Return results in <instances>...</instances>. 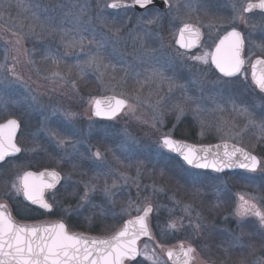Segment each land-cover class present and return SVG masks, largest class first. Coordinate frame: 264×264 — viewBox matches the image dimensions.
Returning <instances> with one entry per match:
<instances>
[{
    "label": "rangeland",
    "instance_id": "374dc122",
    "mask_svg": "<svg viewBox=\"0 0 264 264\" xmlns=\"http://www.w3.org/2000/svg\"><path fill=\"white\" fill-rule=\"evenodd\" d=\"M173 1V12L167 17L177 27L172 26L170 31L162 28L158 45L153 47L148 42L156 27L146 23L152 15L141 19L129 11L111 13L107 4L95 13L92 0H0V111L7 116L31 114L40 121L45 133L56 136L54 152L61 147L64 159L72 163L73 158L79 157L83 162L82 170L77 172L80 175L95 174L87 180H78L71 173L65 176L61 191L49 199L58 221L84 222L89 231L85 233L101 230L106 236L137 216L138 207L151 204L155 235L162 238L164 245L171 248L177 246L175 241L185 245L190 242L205 252V242L217 233V227L201 220L202 205L198 202L202 194L209 192L207 184H212L215 191L229 188V180L188 168L166 152L161 140L169 134L170 137L193 135L197 144L228 141L249 148L251 143L242 137L251 135L264 143V130L259 126L264 119V99H245L244 92L251 88L250 70L245 72L247 79L228 80L215 72L210 55L208 64L189 59L212 53L221 26L202 16L198 0ZM204 6L209 12L213 4ZM190 21L200 22L207 33L203 48L193 55L181 52L174 44L180 25ZM29 26L35 34H27ZM52 28L56 31L50 35ZM263 32L264 19H256L252 33ZM73 40H83V51L79 44L67 46ZM98 43H103L99 51L104 56V64L110 67L99 70L86 67L81 75L76 65L84 66L88 54L97 51ZM259 43L253 38L249 63L264 55L256 46ZM111 66L115 67L114 72ZM7 69L13 71L10 73ZM87 80L94 82L95 88L92 96L87 94L85 98L80 89L81 82ZM107 95L122 97L129 105L136 106L134 110L128 107L113 121L99 123L102 121L92 117V102ZM137 96L138 103L134 100ZM176 104L185 107L179 119L174 109ZM157 107L163 114L162 122L153 119ZM244 108L253 113L256 124L249 123L243 114ZM60 124L68 129L61 127L62 133L57 136ZM98 130L110 138L108 146H101L106 143L102 139V142L94 140ZM61 140L64 142L59 143ZM97 151L101 154L99 160L94 156ZM252 151L260 153L255 148ZM24 162L0 168V202L11 204L22 214L30 210L23 203L22 192L16 195L11 185L30 168ZM46 164L58 169L55 156H50ZM65 169L71 172L64 163ZM191 177L198 181L197 195H193L192 187L186 183ZM105 182L109 187L113 182L116 184L110 198L103 193ZM86 184L96 186L91 195L95 206L86 204L77 211L79 196L83 195ZM71 186L74 187L71 193L78 190L79 194L69 205L62 193ZM61 197L64 202L60 201ZM68 199L71 203L73 198ZM198 217L201 229L195 227ZM170 220L184 227L169 230ZM98 221L106 227L96 228ZM146 245L142 252L149 258L141 255L131 264H152L154 256L164 261L165 249L157 250L151 243Z\"/></svg>",
    "mask_w": 264,
    "mask_h": 264
},
{
    "label": "snow or ice",
    "instance_id": "6c2138e0",
    "mask_svg": "<svg viewBox=\"0 0 264 264\" xmlns=\"http://www.w3.org/2000/svg\"><path fill=\"white\" fill-rule=\"evenodd\" d=\"M167 4L168 0H164ZM19 7V5H17ZM138 6L145 12H152L153 15L146 20L149 25L159 24L163 17L154 12L156 8V0H131L128 3L127 0H113L107 7L111 9L131 8ZM9 8L12 4L9 3ZM253 8H259L261 12H264V0H258V3H248L243 8V12H251ZM83 12V9L81 10ZM141 19H144L142 16ZM233 19L243 20L247 24V19L243 16H236ZM56 29L49 30V34L54 33ZM16 33H13L15 35ZM28 35L35 34V30L32 26H29ZM200 32L195 29L191 24L184 23V26L179 30V40L177 43L181 48L195 47L199 42ZM246 38L237 31L235 28L220 40V43L216 46L214 53H205L203 56H190L189 59L200 60L204 64H208V57L211 56V63L215 65V68L225 77H244L247 79L244 65L245 59L241 53L245 47ZM252 43L251 40L248 41ZM20 43L19 40L16 41ZM90 44L97 43L95 41H89ZM77 44L80 45L83 51V40L71 41L67 46L74 47ZM262 52H264V42L256 45ZM103 43H98L97 51L95 53H89L88 59L84 66L76 65L80 69L81 75H83L85 68H95L99 70L101 67L107 69L110 65L104 64V56L99 51L103 48ZM54 63L58 61L54 60ZM113 72L115 67L111 66ZM252 73L251 78L260 92H264V60H256L251 65ZM10 73L12 69H7ZM56 75H59L58 73ZM127 75V73H126ZM19 79V77H17ZM113 79L115 77L113 76ZM123 80V78H122ZM73 87L75 84L73 83ZM171 90V88H170ZM264 99V97H262ZM113 101L107 102L103 107L101 101L97 100L95 104V115L105 116L107 118H114L125 107H129L130 110H134L135 103L128 104L125 99L113 98ZM134 100L138 103L139 96ZM187 101H185L186 103ZM158 105L160 101L157 102ZM255 106L253 105V108ZM174 109L177 113V119H179L185 111L183 104H176ZM156 114L153 116L154 120H160L162 122V112L157 107ZM243 114L249 119V123L256 124L257 121L253 118V113L248 108L243 109ZM259 126L264 130V119L259 123ZM19 128L18 121L16 119H8L6 123L0 124V162H5L6 157L14 156L20 153L22 149L15 143V135ZM61 140L59 143H63ZM162 146L169 151L179 153L187 165L196 169H208L211 168L214 171L220 172L224 169H231L239 167L246 169L249 172H256L258 168L264 171V161L258 158L257 155L252 154L243 148L233 146L230 150L228 146L224 145L223 153L219 150L213 152L210 148L198 150L197 148L189 145L181 144L171 139L170 134L165 135L162 140ZM219 149V145L216 146ZM97 160L100 159L101 154L99 151L94 153ZM69 163H72L69 160ZM73 167L75 164L73 163ZM139 171V170H138ZM71 179V177H67ZM60 173L41 172L39 175L26 171L22 176L18 175L16 182L12 183V188L15 190L16 195L23 193L24 198L30 201L32 204H38L41 208L51 211L52 205L44 199L45 189H55L56 185L60 182ZM186 183L190 184L193 190V195L199 193L197 187L198 181L195 177L186 179ZM116 187L115 182L109 187L107 182L103 188V193L107 197L112 196V189ZM96 191L95 184H86L83 195L79 196V202L76 206L77 211L83 208L86 204H92L91 195ZM10 194V193H9ZM76 195V193H71ZM56 193H53L55 197ZM259 197H250L245 199L243 195L239 197L240 203L237 205L234 215L238 218L241 225L247 217L255 218V226L249 228L248 235L250 237H258L259 242L264 245V203L257 206V203L253 201L261 200ZM187 210V208H186ZM137 216L134 220H128L123 228L105 239H89L83 235L70 234L64 223H56L47 226L28 227L25 225L17 224L11 213L7 211V205L0 204V264H125V261H134L137 256L144 255L145 259H148L144 252L137 247V242L142 236L152 238L151 231L148 226V217L153 211L151 204H146L143 208H137ZM142 212V215L139 213ZM169 230H175L182 228L184 225H179L175 221H169ZM197 229H201L202 225L198 222L195 225ZM244 233L241 232L236 235L229 247L221 245L223 252L226 255H230L231 247H236L240 250L241 255L243 249L253 248L254 242L245 244L243 242ZM145 249L147 245L144 246ZM196 251L194 247H184V243L180 244V252L176 253L172 250H168L167 257L169 260L174 261V264H191L193 259V253ZM153 264H159V258L153 257ZM223 264V262H221ZM243 264V261L241 262ZM259 264V262H257Z\"/></svg>",
    "mask_w": 264,
    "mask_h": 264
},
{
    "label": "flooded vegetation",
    "instance_id": "af4514ba",
    "mask_svg": "<svg viewBox=\"0 0 264 264\" xmlns=\"http://www.w3.org/2000/svg\"><path fill=\"white\" fill-rule=\"evenodd\" d=\"M92 2L96 9L93 10L96 13L97 9H101L102 6L112 3L113 0H92ZM127 2L131 3V0H127ZM198 2L202 16H204V18H211L215 20L221 26L219 31L220 37L215 43V46L218 43V41L223 36L228 34V32L232 31L233 28L241 32V34L246 38L245 48H244V58H245L244 70L245 72L250 70V84H251L250 89H252V91L250 92V98L256 97L262 99V97H264V93L258 90V88L254 85L251 79V72H252L251 65L254 63V61L257 58L264 59V55L255 57L251 61V63H249V59H250L249 50L251 43H249L248 41L251 40L253 42V38H255V41H258L260 43L264 42V34H263L264 32L259 34L252 33L253 28L255 26V20L264 19V12H261V10H255L254 8L251 12H243V8L246 6V4L248 3L255 4L258 3V0H198ZM205 3L213 4L209 12H206L205 10L206 7L204 6ZM174 5L175 4L173 0H168V7L166 9H161L158 6H156V8L154 9V12H158L163 17V19L159 24H155L156 29H154V33L151 34V37L149 38L148 43L153 47L158 45L160 36L162 35L161 29L163 28L164 31H170L172 29V26H174V21L171 18L167 17L168 13L173 12ZM181 5H183V3H181ZM107 9L111 13H121L124 11H129L132 12L134 16H138V17H142L145 15H153L152 12L138 11L135 6L131 8H120V9H111L107 7ZM100 13L107 15V12L103 10H100ZM240 15H243L247 19V24L243 20L233 19V17ZM185 23H189L197 26L202 30L204 34V39L200 49L192 53L183 52L177 46L179 30L184 26V23L180 25L174 43L175 47L185 54L193 55L203 48L207 40V33L205 29L201 26L200 22L190 21ZM174 27L176 29L177 25H175ZM165 34L166 33H164V35ZM8 119H16L18 121L19 128L16 137V144L18 147L22 149V151L18 156L8 158L7 160H5V162L0 163V168L9 164L10 165L20 164L22 161L23 162L25 161L24 163L30 164L29 166L30 168L27 169L26 171H33L39 173L44 170H56L63 175V178L65 180V175L61 171L64 170V163H65L64 151L63 149H61V147H59L60 149L58 148L56 152H54V137L56 136L45 133V131L42 130L43 126L40 125V121L37 118H34L31 114H28L27 112L22 113L21 115L7 116V115H3L0 111V124L6 123ZM95 120L98 121L97 119ZM61 133L62 132L60 126V129H57V136H59ZM173 138L177 139L176 137ZM242 138L245 141L251 143L252 147L245 148L236 143H232V142L229 143H232L247 151H250L252 154L257 155L258 158L264 161V143L257 141V139L251 135L243 136ZM222 142H228V141H222ZM216 143L218 142L212 144H216ZM193 144L206 145V144H197V143H193ZM252 148L257 149L260 153L258 154L257 152H253ZM50 156L56 157L58 169L51 168L46 164ZM173 156L179 158L176 155ZM187 167L191 168L189 166ZM191 169L205 174L208 173L210 175L212 174L217 175L223 177V179L226 178L229 180V184H228L229 188L226 189L222 188L214 191L212 187L213 185L207 184L210 187L207 188L209 192L202 194V198H201L202 200L198 202L202 205L200 210L201 218H202L201 220L207 222L208 225L217 227L216 229L217 233L215 236L207 238L204 245L207 249L205 252H201L199 251L198 248L192 246L196 249V251L192 254L193 259L191 260V264H221V262H223V264H241L242 261L243 264H257V262H259V264H264V245H262L259 242L258 237L253 238L248 235L249 228L255 226L256 223L255 218L247 217L243 225H241L238 218L234 215L235 209L237 205L240 203L239 197L241 195H243L245 199H249L250 197L262 198L261 200L253 201L254 203H257L258 207L260 206L261 203H264V171H261V169L258 168L256 172H249L248 170H234L224 173H215L210 171L198 170L194 168ZM94 175L95 174H93V172L83 173V175L82 174L79 175L78 180L79 179L87 180L93 178ZM63 183L64 181L57 190L48 191L46 193V199L51 205L52 203L49 200L50 196L54 192L56 193L57 191H59L62 188ZM60 201L64 202V199L61 197ZM23 203L30 210V211H26L23 214L20 213V211H18L14 206H12L9 203H1V204L7 205V211L11 213L14 221L18 223L34 224V223L52 222L58 220L56 218L51 219L49 218V216H47L48 214L53 213L54 211L53 205H52V211L47 212L38 207L30 205L28 202L24 200V198H23ZM150 227L152 229L154 236L151 239L143 240L140 243V250L143 251V247L146 244H150V243L153 246V248L157 250L165 249V253H164L165 259L164 261H159V264H171L166 257V252L169 249H175L179 253L181 241H175V243L177 244L176 247L169 248V245H164V242H162V238L155 235L154 226L152 224V215L150 216ZM241 232L244 233L242 237L243 242L245 244L254 242V247L251 249L249 248L243 249V254L241 255L240 250L233 246L230 249L231 254L226 255L223 252L221 245H223L224 247H229L233 238L236 235H239ZM188 246L189 245L184 244L185 248H187ZM144 264H148V263L144 262Z\"/></svg>",
    "mask_w": 264,
    "mask_h": 264
},
{
    "label": "water",
    "instance_id": "95a60500",
    "mask_svg": "<svg viewBox=\"0 0 264 264\" xmlns=\"http://www.w3.org/2000/svg\"><path fill=\"white\" fill-rule=\"evenodd\" d=\"M255 4H256V3H255ZM156 6L160 7L161 9H166V8L168 7V3L165 4V3H164V0H156ZM135 7H136V9H137L138 11H144L143 9H140L138 6H135ZM254 9H255V10H260L259 8H254ZM191 25H192V24H191ZM192 26L200 32V39H199V42L196 44V46H195V47H192V48H187V49H186V48H181L180 45L177 43L178 48H179L181 51L186 52V53H192V52H194V51L200 49L201 46H202L203 39H204V34H203L202 30H201L200 28H198L197 26H195V25H192ZM226 35H227V34H226ZM226 35H225V36H226ZM225 36H223L221 39H223ZM221 39H220V40H221ZM178 40H179V35H178V39H177V41H178ZM220 40L218 41V43L216 44V46L220 43ZM216 46H215V48H216ZM215 48L213 49L212 53L215 52ZM244 48H245V47H244ZM241 55H242V57L244 58V50H243V52L241 53ZM244 59H245V58H244ZM258 59H259V60H264V59H262V58H257L256 60H258ZM256 60H255V61H256ZM255 61H254V63H255ZM211 64H212V63H211ZM212 66H213L214 70H215L220 76H222V77H224V78H226V79H235V78H237V77H225V76H223L222 73L219 72L218 69L215 68V65H214V64H212ZM244 67H245V65H244ZM251 73H252V72H251ZM251 79H252V78H251ZM252 82H253V81H252ZM254 85H255V84H254ZM255 86H256V85H255ZM258 90H259V89H258ZM259 91H260V90H259ZM262 93H264V92H262ZM113 98L124 99V98H122V97L115 96V95L99 96V97L95 98V99L93 100V102H92V111H91L93 118H95V119H97V120H102V121H113V120L119 118V117L124 113V111H125L128 107H125V108H124V109H123L118 115H116L114 118H111V119H110V118H107V117H105V116H97V115H95V111H96L95 104H96V101H97V100L101 101V105H102V107H103V106H104L107 102H109V101H113V102H114ZM125 100H126V99H125ZM128 104H129V103H128ZM17 134H18V129H17L16 135H15V143H16V137H17ZM171 139H173L174 141H177V142H179V143H181V144H184V145L193 146V147L197 148L198 150L206 149V148H210L213 152L219 150V151L221 152V154L223 153L224 145H225V144L228 146L229 150H230L233 146H236V145H234V144H232V143H229V142H220V143L210 144V145H196V144H193V143H190V142H187V141L177 140V139H175V138H173V137H171ZM162 140H163V139H162ZM162 140H161V142H162ZM217 145L220 146L219 149H217V147H216ZM236 147H239V146H236ZM163 148H164L166 151H168V152H170V153H172V154L178 156V157H179V158H180V159H181V160L187 165V163L183 160L182 156L179 155V153L169 151V150H168L167 148H165V147H163ZM240 148H241V147H240ZM19 154H20V153H17V154H15L14 156L6 157L5 160H7L8 158L16 157V156H18ZM0 163H2V162H0ZM187 166H189V165H187ZM189 167H191V166H189ZM191 168H193V167H191ZM194 169H196V168H194ZM198 170L210 171V172H215V173H224V172H229V171H234V170H246V169H242V168H239V167H235V168H231V169H227V168H226V169H224L223 171H220V172L214 171V170L211 169V168H208V169H198ZM53 171L58 172V171H56V170H44V171H42V172L50 173V172H53ZM30 172H33V171H30ZM33 173L39 175L41 172H39V173H37V172H33ZM58 173H60V172H58ZM60 177H61L60 182L56 185V188H55V189H45V190H44V199H45L46 201H47V199H46V193H47L48 191H55L56 189H58V188L61 186V184H62V182H63V180H64L63 175H62L61 173H60ZM23 197H24V196H23ZM24 199H25V198H24ZM25 200H26V199H25ZM26 202H28V203H29L30 205H32V206H35V207H38V208L44 210V211H47V212H51V211H52V209H51V211H49V210H46V209H44V208H41L40 205H38V204H32L30 201H27V200H26ZM47 202H48V201H47ZM48 203H49V202H48ZM0 204H1V203H0ZM49 204H50V203H49ZM152 212H153V211H152ZM152 212L150 213V215H149V217H148V226H149V229H150L151 234H152V237H153L154 234H153L152 229H151V227H150V216L152 215ZM142 214H143V213H141L140 215H142ZM135 217H136V216H135ZM135 217L130 218V219H128V220H134ZM128 220H126L125 223H126ZM15 222H16V221H15ZM61 222L64 223V224L66 225V229H67V231H68L70 234L83 235L84 237L89 238V239H105V238L111 237L112 235H114L115 233H117L118 231H120V230L123 228L124 224H125V223H124V224L121 226V228H119L116 232H114V233H112V234H110V235H107V236H93V235H89V234L81 233V232H71V231L69 230L67 224H66L65 222H63V221L43 222V223H34V224H23V223H18V222H16V223H17V224H20V225H25V226H28V227H37V226H47V225H52V224L61 223ZM145 239H149V237H147V236H142V237L138 240V242H137V247H138L139 249H140V243H141L143 240H145ZM169 250H172V251L178 253V251L175 250V249H169ZM167 252H168V250H167ZM167 252H166V257H167ZM179 252H180V251H179ZM139 258H140V256H137L136 259H135L134 261H125V264H129V263L135 262V261H137ZM167 259H168V257H167ZM168 260H169V259H168ZM169 262H170L171 264H174V261L169 260Z\"/></svg>",
    "mask_w": 264,
    "mask_h": 264
},
{
    "label": "trees",
    "instance_id": "16d2710c",
    "mask_svg": "<svg viewBox=\"0 0 264 264\" xmlns=\"http://www.w3.org/2000/svg\"><path fill=\"white\" fill-rule=\"evenodd\" d=\"M140 85V84H139ZM139 85H137V87L139 86ZM132 87H135L134 85H131ZM94 88H95V84H94V82L92 83L90 80L88 81H86V82H81V93H82V95H86L85 96V98L87 97V94H89V95H91L92 96V94L94 93ZM252 91V89H248L246 92H244V96H245V99H250V92ZM99 123H103V122H99ZM60 126L62 127V129L63 130H66L67 131V129H68V127H66V126H62V124H60ZM77 134V133H76ZM72 136V138H74V137H76V135H74V133L71 135ZM107 136L105 135V134H103V133H101V131L100 130H98V131H96L95 132V135H94V140H98L99 142H102L101 141V139L102 140H104V142L106 141V143H104V144H101V146H108V141H109V139L108 138H106ZM177 139H181V140H185V141H189V142H191V143H197V139H195L194 137H193V135H189V136H185V135H176L175 136ZM212 143H215V141L214 142H212V141H208V142H206V143H204V144H212ZM176 158V157H175ZM178 159V158H177ZM69 160L70 159H68V158H66V160H65V165L67 166V167H69L70 168V171L71 172H69V171H67L66 169L65 170H61L62 172H63V174L65 175V176H67V174L69 175V173H71V174H73V176H74V178H76V179H78V177H79V173H77L78 171H79V169H80V171L82 170V166H83V162L80 160V158L79 157H75V158H73V160H74V164L75 163H77V164H75V167H73V163H69ZM179 160V159H178ZM179 162V161H178ZM79 166V167H78ZM73 170V171H72ZM77 173V174H76ZM74 187L73 186H71V187H68L63 193H62V195L64 196V199H66V203H68L69 205L70 204H73V202H74V197L76 196V195H78L79 193H78V190L75 192L76 193V195H72V194H69V193H71V191L73 190V192H74V189H73ZM75 189H76V187H75ZM78 189H79V187H78ZM59 191H61V189L59 190ZM69 197H72L73 199L71 200V203H70V201H69ZM47 216H49V218H58V216L57 215H55L54 213H52V214H48ZM108 223V222H107ZM67 225H68V227H69V229L71 230V231H74V232H81V233H85V232H88L89 233V231L87 230V228L85 227L86 225H85V223L84 222H78V223H75V224H73V222L71 223V222H67ZM103 225V223L102 222H100V221H98L97 222V227L96 228H98V227H100V226H102ZM103 226H105L106 227V225H103ZM91 235H104V233H102L101 232V230L100 231H96V232H91ZM213 236H215L216 235V233H214V234H212Z\"/></svg>",
    "mask_w": 264,
    "mask_h": 264
}]
</instances>
